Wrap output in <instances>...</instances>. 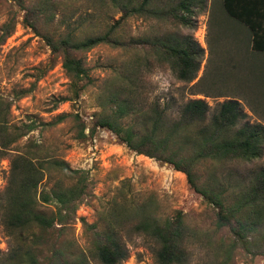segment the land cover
<instances>
[{
	"label": "rangeland",
	"instance_id": "obj_1",
	"mask_svg": "<svg viewBox=\"0 0 264 264\" xmlns=\"http://www.w3.org/2000/svg\"><path fill=\"white\" fill-rule=\"evenodd\" d=\"M39 1L0 0V99L11 104V131L19 127L24 132L32 126L11 148L0 151V200L5 199L10 184L14 157L25 151L36 150L43 158L62 159L74 170L87 172L88 184V195L68 223L56 224L49 231L39 257L41 264L82 258L87 264H105L95 256L94 225L98 230L111 225L120 231L128 257L119 264H161L157 243L141 232H129L137 222L131 215L120 210V215L111 217L109 212L118 208L114 201L124 206L143 205L162 220L182 214L188 229L184 264H264V224L258 232L240 239L232 226L219 225L218 209L190 186L184 172L155 157L137 154L108 128L98 126L91 135L94 124L111 114L110 96L121 83L125 65L136 57L145 75L141 85L145 84L142 97L147 106L157 104L177 115L185 104L201 99L211 115L223 102L237 100L247 114L246 121L264 127V52L251 48L247 27L227 15L223 0H200L190 25L170 15L122 19L111 0H69L60 6L57 2L55 20L50 23L49 18L40 20L33 13ZM160 1L151 5L167 7L168 0ZM64 12L71 15L79 38L110 33L114 41L81 54L92 80L75 100H62L72 96L70 79L61 57L52 53L46 41V35L58 36L64 31L59 24ZM27 18L36 23V30L27 24ZM175 33L192 36L203 49L199 70L189 82L160 62L153 48L155 40ZM60 114L66 117L56 122ZM124 123L132 124L133 119ZM84 124L87 137L81 133ZM263 169L264 150L261 158L250 162L222 165L202 161L194 173L201 187L233 196L238 182L250 181ZM47 174L39 192L57 181L65 186L77 181L76 175L68 177L53 170ZM42 209L49 212L56 207L46 203ZM14 246V238L0 221V255L5 256Z\"/></svg>",
	"mask_w": 264,
	"mask_h": 264
},
{
	"label": "trees",
	"instance_id": "obj_2",
	"mask_svg": "<svg viewBox=\"0 0 264 264\" xmlns=\"http://www.w3.org/2000/svg\"><path fill=\"white\" fill-rule=\"evenodd\" d=\"M67 1L40 0L32 11L40 20L49 18L48 21L54 23L57 2L60 6L67 4ZM154 1L111 0L118 7L122 19L134 15H170L185 25L191 24L197 14L196 6L201 3L200 0H178L174 6L177 0H168L167 7H153L151 4ZM223 7L230 18L250 31L251 48L264 52V13L256 9L257 5L248 6L223 0ZM70 18L71 15L64 12L59 23L64 31L58 36L46 35L47 44L52 53L61 57L63 69L70 79L72 96L62 100L78 99L92 80L81 54L100 43H114L110 33L79 38ZM26 21L29 26L37 29L36 23L30 22L28 18ZM82 24L83 21L79 26ZM10 33L7 32L4 37L7 38ZM153 48L160 62L169 65L178 78L189 82L196 77L203 49L192 36L171 34L155 40ZM138 60L136 57L125 65L119 76L121 83L110 96L112 112L94 124L91 135L98 126L108 128L137 154L155 157L173 165L187 175L192 188L218 209L219 225L232 226L234 233L242 240L248 234L258 232L264 224V169L250 181L238 182L233 196H228L223 190L215 191L198 185L194 169L206 160L224 165L233 161L250 162L261 158L264 127L248 123L247 114L241 111L237 100L223 102L211 115L209 106L201 99L188 102L177 115H174L172 109L157 104L147 106V100L142 97L145 84L141 85L145 75L141 72ZM147 66L149 68V64ZM10 115L11 104L0 99V151L11 148L12 144L32 130L30 125L24 132H19V127L11 131ZM65 117V114L58 115L56 122L63 121ZM127 118H132L133 123L125 124ZM85 128L84 124L81 133L87 137ZM52 170L67 174L68 177L76 175L74 178L77 181L68 186L57 181L49 190L39 192L40 184ZM86 176L87 172L74 170L64 160L43 158L36 150L25 151L14 157L10 184L5 199L0 200V221L14 238L15 246L5 256L0 255V264H41L39 257L42 255V247L47 243L49 231L56 224H67L80 202L88 195ZM46 203L54 204L56 210L48 212L42 209ZM113 203L118 208L109 212L111 217L120 215V210L131 215V219L137 222L129 232H141L152 238L159 247L157 256L161 264L187 262L188 229L182 214L162 220L147 212L143 205L124 206L123 202ZM91 228L95 229V256L102 263L119 264L128 257V249L117 228L111 225L100 230L96 225ZM64 263L87 264L84 258Z\"/></svg>",
	"mask_w": 264,
	"mask_h": 264
},
{
	"label": "crops",
	"instance_id": "obj_3",
	"mask_svg": "<svg viewBox=\"0 0 264 264\" xmlns=\"http://www.w3.org/2000/svg\"><path fill=\"white\" fill-rule=\"evenodd\" d=\"M233 3L238 4H244V5H250V4H256V9L260 12L262 11L264 13V0H230Z\"/></svg>",
	"mask_w": 264,
	"mask_h": 264
},
{
	"label": "built area",
	"instance_id": "obj_4",
	"mask_svg": "<svg viewBox=\"0 0 264 264\" xmlns=\"http://www.w3.org/2000/svg\"><path fill=\"white\" fill-rule=\"evenodd\" d=\"M94 142H95V140H94Z\"/></svg>",
	"mask_w": 264,
	"mask_h": 264
}]
</instances>
